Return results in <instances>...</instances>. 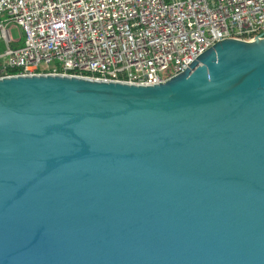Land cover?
Instances as JSON below:
<instances>
[{"label": "water", "instance_id": "1", "mask_svg": "<svg viewBox=\"0 0 264 264\" xmlns=\"http://www.w3.org/2000/svg\"><path fill=\"white\" fill-rule=\"evenodd\" d=\"M0 264H264V38L154 84L0 78Z\"/></svg>", "mask_w": 264, "mask_h": 264}, {"label": "built area", "instance_id": "2", "mask_svg": "<svg viewBox=\"0 0 264 264\" xmlns=\"http://www.w3.org/2000/svg\"><path fill=\"white\" fill-rule=\"evenodd\" d=\"M256 36L264 0H0V78L154 84L221 39Z\"/></svg>", "mask_w": 264, "mask_h": 264}, {"label": "rangeland", "instance_id": "3", "mask_svg": "<svg viewBox=\"0 0 264 264\" xmlns=\"http://www.w3.org/2000/svg\"><path fill=\"white\" fill-rule=\"evenodd\" d=\"M10 33L13 37L17 36V30L15 28L10 29ZM2 50V47L0 46V51Z\"/></svg>", "mask_w": 264, "mask_h": 264}]
</instances>
